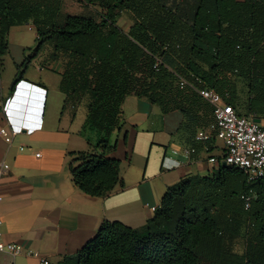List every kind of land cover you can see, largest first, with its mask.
<instances>
[{"label": "trees", "instance_id": "1", "mask_svg": "<svg viewBox=\"0 0 264 264\" xmlns=\"http://www.w3.org/2000/svg\"><path fill=\"white\" fill-rule=\"evenodd\" d=\"M77 1L91 11L64 12V0H0V80L9 31L32 24L36 45L18 65L11 91L35 57L62 63L63 108L85 100L83 129L101 133L89 149L71 152L83 192L107 196L125 184L120 159L109 153L129 95L165 113L180 110L198 132L214 116L196 89L213 88L239 108L243 80L244 114L264 117V0ZM124 13L132 21L127 30L118 23ZM181 77L189 84L181 87ZM58 264H264V179L249 182L243 170L223 164L209 175L185 176L167 188L145 225L105 219Z\"/></svg>", "mask_w": 264, "mask_h": 264}, {"label": "crops", "instance_id": "2", "mask_svg": "<svg viewBox=\"0 0 264 264\" xmlns=\"http://www.w3.org/2000/svg\"><path fill=\"white\" fill-rule=\"evenodd\" d=\"M120 19L119 25L127 30L132 21L124 26ZM37 57L32 61L38 59L39 74L27 69L15 94L11 85L17 67L12 74L2 72L0 80V127L10 130V124L21 126L26 121L39 124L33 130L23 128L12 142L0 133V163L9 164L0 177V230L6 242L21 243L58 264L95 236L105 219L142 227L170 185L188 175H209L222 164L220 139L198 141L196 128L180 110L165 113L147 99L129 95L123 103V126L111 135L115 148L109 153L120 159L125 184L107 196L83 192L73 180L71 152L89 149L101 133L83 129L80 106L63 108L62 63L46 65L43 57ZM50 69L56 71V81ZM22 96L29 103L20 110L16 103ZM6 101L7 113L3 110ZM260 118L264 126V117ZM191 147L196 150L188 152ZM211 157L221 163L209 161ZM0 264L39 261L34 256L0 252Z\"/></svg>", "mask_w": 264, "mask_h": 264}, {"label": "built area", "instance_id": "3", "mask_svg": "<svg viewBox=\"0 0 264 264\" xmlns=\"http://www.w3.org/2000/svg\"><path fill=\"white\" fill-rule=\"evenodd\" d=\"M21 80L17 86L21 88ZM189 84L188 81L181 77L180 86L184 87ZM198 93L208 101L213 109L214 120L209 124L207 129H199L195 135L198 141H212L220 139L224 145L222 163L235 166L243 170L249 182L258 179H264V126L254 120V117L241 113L233 104L226 101L223 95L210 87H201L196 89ZM45 91V90H44ZM28 93V92H27ZM34 94V93H33ZM8 101L3 106L7 113ZM14 104V103H13ZM10 130L3 126L0 127V133L8 142H12L14 136L20 133L23 128L33 130L39 126L36 123L23 122L22 125L10 124ZM22 150L24 147L21 148ZM195 147H191L188 152H194ZM39 154V153H37ZM211 162L221 163V160L211 157ZM9 169L6 162L0 163V177ZM253 195L251 193L244 196L245 206L248 208ZM2 196L0 195V201ZM155 210V207L153 208ZM2 221L0 219V227ZM21 243L6 242L2 237L0 230V252H6L16 257L19 255L34 256L38 259L39 264H53L47 257L42 256L39 252L25 249Z\"/></svg>", "mask_w": 264, "mask_h": 264}, {"label": "rangeland", "instance_id": "4", "mask_svg": "<svg viewBox=\"0 0 264 264\" xmlns=\"http://www.w3.org/2000/svg\"><path fill=\"white\" fill-rule=\"evenodd\" d=\"M91 9L92 8L89 6H84L80 4L77 0H64L62 5V10L64 12L75 13V14L86 13L91 11ZM130 21L131 19L128 13H124L120 19V23L124 26H126ZM7 38L9 42V51L3 60V74L5 75L12 74L14 69H16V67L18 71V65L15 62L24 61L25 56L33 51L36 45L37 33H36V29L32 24H22L18 27H15L13 30H10L7 35ZM20 58H22V61H19ZM45 69L47 70V68ZM28 70L32 71L35 74H39L40 66L38 65V59H35L34 61L31 62V64L28 67ZM48 71L52 79L56 81L58 79V75L56 74V71L52 69ZM237 85H238V90L240 92L238 109L244 112L246 106V100H247L248 87L243 80H238ZM79 106L81 108L80 114L82 113L81 115H84L82 117L85 118L86 120L85 117L87 114L86 101L84 100ZM243 243H244L243 240H240L237 243L236 246L238 250L243 248Z\"/></svg>", "mask_w": 264, "mask_h": 264}, {"label": "water", "instance_id": "5", "mask_svg": "<svg viewBox=\"0 0 264 264\" xmlns=\"http://www.w3.org/2000/svg\"><path fill=\"white\" fill-rule=\"evenodd\" d=\"M17 90H18V86H16V90H15V92H16ZM15 92H14V94H15ZM28 103H29V102H28V98L25 97V96H22V97L18 98V101H17L16 105H17V107H18L20 110H22V109H24V107H26V105H27ZM254 120H255L256 122H260V121H261V118H260V117H255ZM222 164H223L224 166L227 165L226 162H223Z\"/></svg>", "mask_w": 264, "mask_h": 264}, {"label": "clouds", "instance_id": "6", "mask_svg": "<svg viewBox=\"0 0 264 264\" xmlns=\"http://www.w3.org/2000/svg\"><path fill=\"white\" fill-rule=\"evenodd\" d=\"M18 91V90H17Z\"/></svg>", "mask_w": 264, "mask_h": 264}]
</instances>
